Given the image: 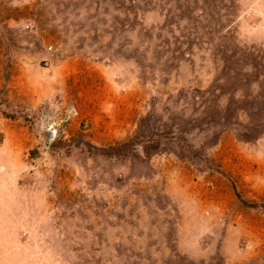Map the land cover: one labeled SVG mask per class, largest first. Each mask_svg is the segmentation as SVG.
Masks as SVG:
<instances>
[{
    "label": "rangeland",
    "instance_id": "1",
    "mask_svg": "<svg viewBox=\"0 0 264 264\" xmlns=\"http://www.w3.org/2000/svg\"><path fill=\"white\" fill-rule=\"evenodd\" d=\"M0 208V264H264V0H0Z\"/></svg>",
    "mask_w": 264,
    "mask_h": 264
},
{
    "label": "bare ground",
    "instance_id": "2",
    "mask_svg": "<svg viewBox=\"0 0 264 264\" xmlns=\"http://www.w3.org/2000/svg\"><path fill=\"white\" fill-rule=\"evenodd\" d=\"M64 118H69V114L68 112H65L64 115H63ZM57 130V132H56ZM60 132V124L57 123L55 126L51 127V126H48L47 130H46V133L49 137V141L51 139L54 138V136L56 137L58 135V133ZM56 134V135H55Z\"/></svg>",
    "mask_w": 264,
    "mask_h": 264
},
{
    "label": "crops",
    "instance_id": "3",
    "mask_svg": "<svg viewBox=\"0 0 264 264\" xmlns=\"http://www.w3.org/2000/svg\"><path fill=\"white\" fill-rule=\"evenodd\" d=\"M0 209H3V208H0ZM3 210L4 211H2V212L0 211V216H7V213H6L7 212V208H4ZM12 228H13L12 222H9V223H7V222H0V232H1V230H4V231H6V230H12Z\"/></svg>",
    "mask_w": 264,
    "mask_h": 264
},
{
    "label": "built area",
    "instance_id": "4",
    "mask_svg": "<svg viewBox=\"0 0 264 264\" xmlns=\"http://www.w3.org/2000/svg\"><path fill=\"white\" fill-rule=\"evenodd\" d=\"M62 118H63V119L61 120V122L63 123V122L66 120V118H64L63 116H62ZM55 125H56V124H51L50 126L53 127V126H55Z\"/></svg>",
    "mask_w": 264,
    "mask_h": 264
}]
</instances>
